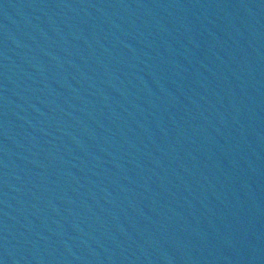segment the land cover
<instances>
[{"label": "water", "instance_id": "obj_1", "mask_svg": "<svg viewBox=\"0 0 264 264\" xmlns=\"http://www.w3.org/2000/svg\"><path fill=\"white\" fill-rule=\"evenodd\" d=\"M0 264H264V0H0Z\"/></svg>", "mask_w": 264, "mask_h": 264}]
</instances>
